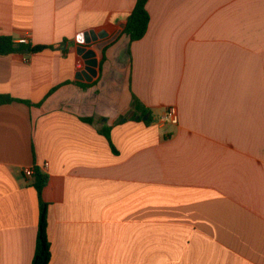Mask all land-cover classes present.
<instances>
[{"label":"crops","instance_id":"obj_1","mask_svg":"<svg viewBox=\"0 0 264 264\" xmlns=\"http://www.w3.org/2000/svg\"><path fill=\"white\" fill-rule=\"evenodd\" d=\"M136 2L0 0V36L53 47L0 56L32 104L0 105V264H32L34 166L48 264H264V0H149L131 43Z\"/></svg>","mask_w":264,"mask_h":264},{"label":"trees","instance_id":"obj_2","mask_svg":"<svg viewBox=\"0 0 264 264\" xmlns=\"http://www.w3.org/2000/svg\"><path fill=\"white\" fill-rule=\"evenodd\" d=\"M149 0H137L133 9L129 13L126 25L123 28V33L126 34L130 42L140 41L146 34L150 24V15L146 9V4ZM51 49L53 47H46L43 45L33 46L30 43L20 44L14 41L13 38L8 36H0V56L8 55L12 53L20 54H32L45 49ZM83 88H89L87 84H78ZM12 102L23 103L26 105H32L31 102L25 100H18L7 94H0V105L10 104ZM132 109L138 112H142V117L148 114V111L143 109L137 98L133 96ZM88 123H93L92 119H86ZM123 117L118 120V123L123 121ZM104 135L108 137V141L111 140L110 129L105 127L100 130ZM34 182L33 187L36 189L39 198V228L37 233L36 250L34 251L32 264H48L51 257V246L47 235L48 218H47V206L48 204L42 198V192L46 183H48V175L41 171L38 166H34Z\"/></svg>","mask_w":264,"mask_h":264},{"label":"built area","instance_id":"obj_3","mask_svg":"<svg viewBox=\"0 0 264 264\" xmlns=\"http://www.w3.org/2000/svg\"><path fill=\"white\" fill-rule=\"evenodd\" d=\"M17 42H19L20 44H28V40L26 39H19ZM178 120H179V115H178V111L177 108L175 106H170L168 108H166L160 115V119L159 122L161 124H178ZM26 176L29 177H33L34 174V168H28L25 172Z\"/></svg>","mask_w":264,"mask_h":264},{"label":"water","instance_id":"obj_4","mask_svg":"<svg viewBox=\"0 0 264 264\" xmlns=\"http://www.w3.org/2000/svg\"><path fill=\"white\" fill-rule=\"evenodd\" d=\"M119 35V32L113 37V38H109V39H107V40H105V41H102V42H100V43H97V45H96V50L99 52V54L101 55V53H102V48H104L108 43H110L111 41L113 42V40H115L116 38H117V36ZM80 51H82L83 49L81 48V49H79ZM94 55V53L93 52H87V54H86V56H88V57H92ZM89 65H93V66H96L97 65V63H96V61H91L90 63H89ZM91 74H95V72L94 71H92V70H90L89 71ZM78 77H80V76H78ZM88 80H89V78H87ZM134 114V112L132 113V115ZM143 119H147V117H144Z\"/></svg>","mask_w":264,"mask_h":264}]
</instances>
